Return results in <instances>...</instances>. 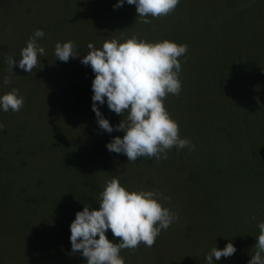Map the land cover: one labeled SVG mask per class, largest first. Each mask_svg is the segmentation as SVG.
<instances>
[{
  "label": "rangeland",
  "instance_id": "1",
  "mask_svg": "<svg viewBox=\"0 0 264 264\" xmlns=\"http://www.w3.org/2000/svg\"><path fill=\"white\" fill-rule=\"evenodd\" d=\"M118 2L0 0V96L15 88L25 99L18 113L0 107V264H87L81 252L72 251L70 225L85 206L99 209L112 178L130 192L170 197L160 202L178 214L153 247L141 243L136 251L122 250L126 264H207L211 249L229 242L236 253L213 258V264H249L264 222V0H180L169 15L149 16L150 24L126 0L114 10ZM221 7L223 21L200 43ZM37 29L45 33L38 40L45 55L32 73L18 63L10 72L8 57L18 62ZM133 35L188 45L180 58L182 91L192 90L183 83L192 72L206 78L195 89L212 91L223 59L246 66L263 85L259 94L241 87L227 108L207 117H198L197 95L169 94L165 107L194 150L174 147L166 160L130 163L106 147L124 133L100 129L92 110L95 74L81 59L89 43L102 48L105 40L124 42ZM67 41L78 45L81 58L57 59L55 45ZM211 48L217 51L215 64L204 58ZM5 77L10 84L3 83ZM100 111L114 128L123 119L106 101ZM106 235L119 243L110 229Z\"/></svg>",
  "mask_w": 264,
  "mask_h": 264
},
{
  "label": "clouds",
  "instance_id": "2",
  "mask_svg": "<svg viewBox=\"0 0 264 264\" xmlns=\"http://www.w3.org/2000/svg\"><path fill=\"white\" fill-rule=\"evenodd\" d=\"M135 5L138 17L150 24L149 16L159 18L174 12L180 0H126ZM125 0H119L114 10L123 7ZM43 30L37 29L21 50L20 58L7 59L9 71L17 66L28 73L39 64V56L45 55V49L38 40L43 38ZM89 52L81 63L91 66L95 79L92 82V110L103 131L123 132V138L116 136L106 145L110 152L125 155L130 163L139 158L166 160L168 151L194 150L190 140L180 136L179 123L172 119L165 107L164 100L169 94L179 95L182 91L180 73L181 57L188 52L187 44L172 41L151 43L133 35L121 42V39L105 40L102 48L88 44ZM78 45L73 41L57 43L55 56L59 61L68 62L79 59ZM186 62V60L184 61ZM11 83L10 77L3 80ZM107 102L108 108L123 117L115 128L104 118L100 106ZM25 99L19 89L0 96V107L4 112H20ZM126 114V118H125ZM3 124H0V129ZM170 197L155 191H128L118 179L106 181L100 194L99 209L85 206L76 213L70 225V241L73 253L81 252L87 258V264H126L120 255L124 249L136 251L141 243L151 248L162 230H167L178 219V214L164 207L160 201ZM255 219V216H253ZM260 234L256 238L254 254L249 264H264V222L258 225ZM119 238V243L110 241L108 230ZM98 237V239H97ZM237 249L229 242L224 249L213 247L207 255V264H213V258L220 260L236 253Z\"/></svg>",
  "mask_w": 264,
  "mask_h": 264
},
{
  "label": "trees",
  "instance_id": "3",
  "mask_svg": "<svg viewBox=\"0 0 264 264\" xmlns=\"http://www.w3.org/2000/svg\"><path fill=\"white\" fill-rule=\"evenodd\" d=\"M43 1L45 4L46 0ZM44 4L42 8L44 7ZM226 5L230 6L228 2H226ZM222 9L223 7H221L217 15L211 17L209 22L210 28L204 33V41H201L200 43L205 44L206 36L216 32V29L218 28L220 22L223 21V18L226 15L225 13H223L226 8H224L223 11ZM198 47L205 48V45ZM216 52V50L211 48L210 52L206 55V57L204 56L208 64H215L216 59H218V55ZM205 79V76H200L199 78H196L193 72L188 73L187 76L183 77L184 85L189 84L192 90H190L189 87L187 89L184 86V90L182 91V93L185 92L186 97H189L191 94L197 95L198 97L196 102V110L198 111V117H201L203 115L207 117L208 115L212 114L215 110L227 108L229 104L233 102L232 99H230V95H232L241 87L250 88L253 92L259 94L257 90H259L262 87L261 85H263L261 83V80L249 68L244 65H238V62L235 61L229 62L227 59H223V61L220 63L218 74L214 83V89L212 91H204V89L200 87H197L200 90H197V88L195 89L194 83H199V85H202L205 82ZM191 82L193 83L194 87L190 85ZM206 93H211L214 98L206 96Z\"/></svg>",
  "mask_w": 264,
  "mask_h": 264
}]
</instances>
